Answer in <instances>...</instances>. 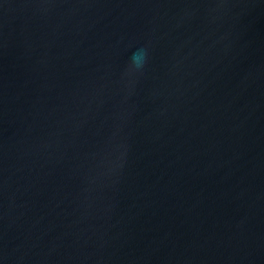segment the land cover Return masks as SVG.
I'll use <instances>...</instances> for the list:
<instances>
[{"label":"water","instance_id":"obj_1","mask_svg":"<svg viewBox=\"0 0 264 264\" xmlns=\"http://www.w3.org/2000/svg\"><path fill=\"white\" fill-rule=\"evenodd\" d=\"M0 264H264V0H0Z\"/></svg>","mask_w":264,"mask_h":264}]
</instances>
